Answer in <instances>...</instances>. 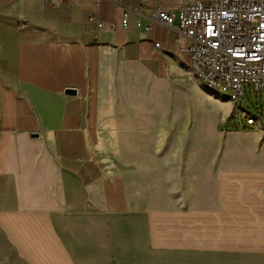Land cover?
<instances>
[{
	"label": "crops",
	"instance_id": "1",
	"mask_svg": "<svg viewBox=\"0 0 264 264\" xmlns=\"http://www.w3.org/2000/svg\"><path fill=\"white\" fill-rule=\"evenodd\" d=\"M198 1L0 0V264H264V129L219 130Z\"/></svg>",
	"mask_w": 264,
	"mask_h": 264
},
{
	"label": "built area",
	"instance_id": "2",
	"mask_svg": "<svg viewBox=\"0 0 264 264\" xmlns=\"http://www.w3.org/2000/svg\"><path fill=\"white\" fill-rule=\"evenodd\" d=\"M152 18L168 28L174 26L171 11L153 10ZM178 19V40L181 44L183 39L190 42L184 51L198 81L213 92L229 93L236 103L246 85L264 93V0L183 2ZM99 26L104 27L101 23ZM246 118L248 125L261 124L251 115Z\"/></svg>",
	"mask_w": 264,
	"mask_h": 264
},
{
	"label": "rangeland",
	"instance_id": "3",
	"mask_svg": "<svg viewBox=\"0 0 264 264\" xmlns=\"http://www.w3.org/2000/svg\"><path fill=\"white\" fill-rule=\"evenodd\" d=\"M212 98V110L214 117H218L220 113L233 112L234 118L227 125H221L219 130L235 132L233 129L234 123H236L241 130L244 129L243 125H246V115H251L255 119L259 120L262 128L264 129V93H258L254 90L253 86L246 85L245 93L242 98H239L238 102L232 101L229 104L225 103V100L230 98L229 93H217L208 89L207 87H201ZM215 121V120H214ZM218 125V122L214 123V127ZM251 129L253 127L248 126ZM256 127V126H255Z\"/></svg>",
	"mask_w": 264,
	"mask_h": 264
},
{
	"label": "water",
	"instance_id": "4",
	"mask_svg": "<svg viewBox=\"0 0 264 264\" xmlns=\"http://www.w3.org/2000/svg\"><path fill=\"white\" fill-rule=\"evenodd\" d=\"M65 94H67V95H76V91L68 89V90H66Z\"/></svg>",
	"mask_w": 264,
	"mask_h": 264
},
{
	"label": "trees",
	"instance_id": "5",
	"mask_svg": "<svg viewBox=\"0 0 264 264\" xmlns=\"http://www.w3.org/2000/svg\"><path fill=\"white\" fill-rule=\"evenodd\" d=\"M247 124V123H246ZM233 125V129L234 130H239L240 129V127L236 124V123H234V124H232ZM229 126V124L227 125V127ZM244 128L246 129L247 128V125H245L244 126Z\"/></svg>",
	"mask_w": 264,
	"mask_h": 264
}]
</instances>
